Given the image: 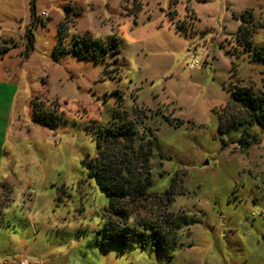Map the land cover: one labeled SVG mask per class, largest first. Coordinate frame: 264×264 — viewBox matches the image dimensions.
<instances>
[{"label": "rangeland", "instance_id": "obj_1", "mask_svg": "<svg viewBox=\"0 0 264 264\" xmlns=\"http://www.w3.org/2000/svg\"><path fill=\"white\" fill-rule=\"evenodd\" d=\"M245 10L264 25V0H0V264H264V126L219 131L221 112L242 113L236 85L264 91V64L237 50ZM65 17V46L115 38L118 54L60 52ZM36 108L56 115L53 131ZM134 108L139 134L154 133L149 191L172 187L173 201H141L130 223L180 216L166 255L95 245L109 198L81 163ZM243 131L253 143L240 149Z\"/></svg>", "mask_w": 264, "mask_h": 264}, {"label": "trees", "instance_id": "obj_2", "mask_svg": "<svg viewBox=\"0 0 264 264\" xmlns=\"http://www.w3.org/2000/svg\"><path fill=\"white\" fill-rule=\"evenodd\" d=\"M31 10L32 15H34L33 6ZM253 16L249 10H245L240 17L236 33L237 50L240 55L246 54L251 63L261 62L264 64V43L253 42V34L258 28L264 29V25L255 23ZM36 21L44 24L41 18H34L29 24L25 31L27 49L32 48L31 29ZM68 23L69 21L65 17L59 28L60 52L69 53L72 51L82 59L92 58L98 62L104 61L108 55L118 54L119 44L115 38L99 41L80 37L75 39L68 48L64 45L65 29ZM8 52L7 46L0 45V57ZM234 65L231 66L232 70H234ZM232 103L238 106L242 113L229 115L226 118L225 110L221 112L219 114V131L224 133L237 131L239 127H251L255 124L264 126V91H257L253 85L238 84L232 90ZM36 109L34 121L53 131L56 115L39 108ZM113 118L118 121L98 129L99 136L95 137V156L87 158L81 163L87 172V177L93 178L99 190L109 198V204L102 212V217L105 219L103 229L100 232L102 237L97 239L95 245L101 247L116 246L125 250L130 248L144 249L149 246L159 253L170 254V251L174 250L177 245L175 234L176 230L180 228V216L174 218L171 212H167L157 225H153L156 221L142 218L134 220L135 224L130 223L131 216L138 209L141 201L144 202L153 198L163 209L173 201L171 197L172 187L160 194L149 191L154 133L150 128H146L149 138H146L144 134H139L138 126H144V118H146L145 113L140 109L134 108L131 110V114L125 110L121 113L117 110L114 112ZM167 121L172 123V120L168 118ZM238 143L239 148L242 149L251 145L253 141L249 140L243 131ZM171 233L172 239L167 241V235Z\"/></svg>", "mask_w": 264, "mask_h": 264}, {"label": "built area", "instance_id": "obj_3", "mask_svg": "<svg viewBox=\"0 0 264 264\" xmlns=\"http://www.w3.org/2000/svg\"><path fill=\"white\" fill-rule=\"evenodd\" d=\"M41 16L46 17L47 14L46 13H42ZM191 67H192V65H189V69ZM18 264H30V263H29V260H27V259H21V260H19Z\"/></svg>", "mask_w": 264, "mask_h": 264}]
</instances>
